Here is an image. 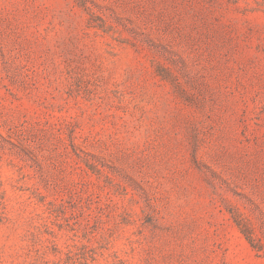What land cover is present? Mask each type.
<instances>
[{
    "label": "rangeland",
    "instance_id": "rangeland-1",
    "mask_svg": "<svg viewBox=\"0 0 264 264\" xmlns=\"http://www.w3.org/2000/svg\"><path fill=\"white\" fill-rule=\"evenodd\" d=\"M0 264H264V0H0Z\"/></svg>",
    "mask_w": 264,
    "mask_h": 264
},
{
    "label": "trees",
    "instance_id": "trees-1",
    "mask_svg": "<svg viewBox=\"0 0 264 264\" xmlns=\"http://www.w3.org/2000/svg\"><path fill=\"white\" fill-rule=\"evenodd\" d=\"M242 231L246 234V231H245V229H242ZM246 236L248 237V235L246 234Z\"/></svg>",
    "mask_w": 264,
    "mask_h": 264
}]
</instances>
